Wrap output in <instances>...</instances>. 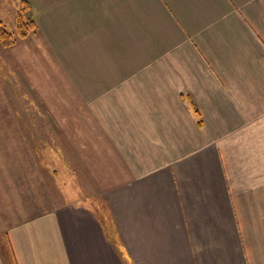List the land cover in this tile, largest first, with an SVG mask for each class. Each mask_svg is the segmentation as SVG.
<instances>
[{
  "label": "crops",
  "instance_id": "crops-1",
  "mask_svg": "<svg viewBox=\"0 0 264 264\" xmlns=\"http://www.w3.org/2000/svg\"><path fill=\"white\" fill-rule=\"evenodd\" d=\"M25 1L75 176L40 199L0 147V264H264V0Z\"/></svg>",
  "mask_w": 264,
  "mask_h": 264
},
{
  "label": "rangeland",
  "instance_id": "rangeland-1",
  "mask_svg": "<svg viewBox=\"0 0 264 264\" xmlns=\"http://www.w3.org/2000/svg\"><path fill=\"white\" fill-rule=\"evenodd\" d=\"M19 1L17 0V8ZM42 1H39L40 7L42 6ZM30 6L32 16L36 19H41V14L34 7L35 4ZM17 8L12 9V4L5 3V0H0V24L9 33L15 32ZM35 18V33L29 34L23 40H18L12 47L3 48L0 45V147H7L10 151L14 147H19L21 158H23L22 163L28 165L26 167L21 165V176L31 178L36 183V196L41 199L47 198L51 194L54 197V194L57 195L61 191L64 192V186L66 185L64 182L68 184V181L64 180L65 176H68L72 181L73 179L69 175H74V171L68 167V163L65 161L66 158L63 159L60 156V147H45L43 144L45 143L44 137H35L32 132L31 118L34 117L35 113L39 116L40 113L44 114L43 106L35 102L41 100L40 98H43L46 92L57 96L63 93L61 90L49 85L45 73L37 69L32 57L22 56L28 53L27 51L30 48L38 46L36 41L38 40L37 37H40L42 26L38 27ZM31 36H33L34 40ZM17 61L23 67V71L19 72V78L12 71L15 69ZM52 81L53 79H51V84ZM35 85H41V87L36 88ZM33 94H37V96L34 97ZM82 149L91 152V147H83ZM11 157H9V160H11ZM33 159V165H30V160ZM62 160L65 165L61 164L60 161ZM35 177L36 180L33 179ZM56 179L57 182H55ZM77 182L81 186L80 182ZM73 184L78 186L75 182ZM23 185V187H26V184ZM69 187L71 188L72 185H69ZM71 195L72 192L67 193V198L70 199ZM84 195L85 198L90 196L86 191ZM46 202H49V200ZM51 203H55L54 199Z\"/></svg>",
  "mask_w": 264,
  "mask_h": 264
},
{
  "label": "trees",
  "instance_id": "trees-1",
  "mask_svg": "<svg viewBox=\"0 0 264 264\" xmlns=\"http://www.w3.org/2000/svg\"><path fill=\"white\" fill-rule=\"evenodd\" d=\"M36 24L32 18V9L25 0H20L15 15V32L9 33L0 24V45L9 48L16 44L18 40L25 39L29 34L34 33Z\"/></svg>",
  "mask_w": 264,
  "mask_h": 264
}]
</instances>
